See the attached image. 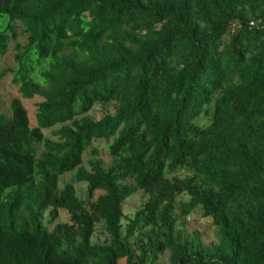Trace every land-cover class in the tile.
Masks as SVG:
<instances>
[{"label":"trees","instance_id":"trees-1","mask_svg":"<svg viewBox=\"0 0 264 264\" xmlns=\"http://www.w3.org/2000/svg\"><path fill=\"white\" fill-rule=\"evenodd\" d=\"M13 43L0 264H264V0H0V58Z\"/></svg>","mask_w":264,"mask_h":264},{"label":"rangeland","instance_id":"rangeland-1","mask_svg":"<svg viewBox=\"0 0 264 264\" xmlns=\"http://www.w3.org/2000/svg\"><path fill=\"white\" fill-rule=\"evenodd\" d=\"M23 43L25 42L24 39ZM16 54L15 43L11 44L9 47V51L5 56L0 58V71L4 69H8L9 67L14 66V55ZM21 97L18 92V87L13 84L12 82V75L8 74L4 79L0 81V106L3 111L9 112L10 104L14 98ZM28 109L29 113L35 111V106L33 101L30 100H22ZM89 116L93 119H98L99 115L97 109L93 110ZM206 120H203V123H206ZM60 126H56L49 131L46 132V136L51 139H56L53 136L54 131H56ZM105 146V145H103ZM106 147V146H105ZM104 161L105 166L108 165V158L106 156L100 157ZM87 170L90 169L89 165L86 164L85 166ZM73 181L72 174H67L61 177L59 188L62 189L67 183ZM74 185L77 189V194L80 199L86 200L87 199V184L86 183H77L74 182ZM148 197L144 195L143 192H138L137 194L133 195L132 197L128 198L123 205L125 219L124 223H127L129 219H131L135 212L141 207L142 203L146 201ZM187 199L186 196L182 197ZM69 221V214L66 210H60V217L56 221H51L50 212L47 211L44 217V223L47 224L51 229H53L58 223L67 222ZM186 227L189 231L197 233L202 240L207 243L211 244L217 241V229L216 226L213 224L212 220L209 218L202 217L200 210H195L189 216L185 218ZM106 234L101 227H98L96 233L93 237L94 243H103L106 241ZM169 263V256L167 253L160 256L158 264H168Z\"/></svg>","mask_w":264,"mask_h":264},{"label":"built area","instance_id":"built-area-1","mask_svg":"<svg viewBox=\"0 0 264 264\" xmlns=\"http://www.w3.org/2000/svg\"><path fill=\"white\" fill-rule=\"evenodd\" d=\"M250 24H251V26H255V22L254 21H252Z\"/></svg>","mask_w":264,"mask_h":264}]
</instances>
